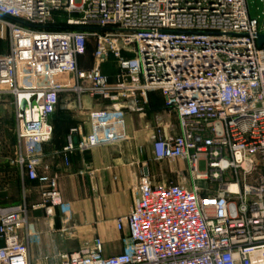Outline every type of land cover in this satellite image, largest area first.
Wrapping results in <instances>:
<instances>
[{"label": "built area", "instance_id": "built-area-1", "mask_svg": "<svg viewBox=\"0 0 264 264\" xmlns=\"http://www.w3.org/2000/svg\"><path fill=\"white\" fill-rule=\"evenodd\" d=\"M57 22L69 29H47ZM0 28L9 41L0 103L13 99L18 141L11 164L40 184L36 208L48 217L68 212L56 180L41 177V147L53 139L63 95L76 97L81 113L83 97L109 104L88 112L93 131L67 157L128 141L125 115L143 113L154 92L178 121L176 138L157 130L152 154L184 162L187 182L143 178L117 221L128 233L124 252L105 257L97 239L57 264H264V21L250 16L247 0H0ZM90 47L94 66L83 70ZM110 60L113 81L101 71ZM4 187L0 264H30L29 209L2 205Z\"/></svg>", "mask_w": 264, "mask_h": 264}, {"label": "crops", "instance_id": "crops-1", "mask_svg": "<svg viewBox=\"0 0 264 264\" xmlns=\"http://www.w3.org/2000/svg\"><path fill=\"white\" fill-rule=\"evenodd\" d=\"M4 42L8 44L7 54L8 35L0 28L1 50L4 49ZM93 53L91 47L86 57L80 59L81 69L93 68ZM101 71L112 81L119 73L114 60L104 64ZM7 101L14 108L15 132L13 99L7 98L5 103ZM5 103H0V109ZM81 103L85 110L83 113L77 109L76 97H61L52 119L53 142L45 145L41 151L47 167V170L41 172V177L56 180L61 200L68 207L66 215L59 207L54 209L52 218L47 216L45 209H37L43 202L40 184L24 181L20 172L16 168H9L7 159L0 155V185L5 186L2 205L26 204L31 228L36 233L29 242L30 264H57L58 255L93 246L97 239L102 242L105 257L122 254L128 233L126 228L118 230L117 221L132 211L134 195L141 180L152 179L148 163V154L152 155L153 146L148 144L152 121L158 119L157 130H162L163 138H176L180 135L176 115L165 108L163 96L154 92L149 94L148 105L144 107L143 113L127 112L124 121L128 141L96 148L85 154L74 152L67 157L66 149L76 146L81 137L93 131L88 112L103 111L109 105L88 96L83 97ZM74 130L77 133H73Z\"/></svg>", "mask_w": 264, "mask_h": 264}, {"label": "rangeland", "instance_id": "rangeland-1", "mask_svg": "<svg viewBox=\"0 0 264 264\" xmlns=\"http://www.w3.org/2000/svg\"><path fill=\"white\" fill-rule=\"evenodd\" d=\"M248 10L250 16L257 18L260 16L261 21H264V3L259 0H247ZM8 51V44L4 42V49H0V55H4ZM1 103H5L3 100ZM14 108L7 101L5 106L0 109V155L7 159V166L11 169L15 167L11 164V161L16 158L18 141L14 132ZM126 117V115H125ZM151 136L149 137L148 144L152 145L156 139V130L158 127V119L152 121ZM54 139V138H53ZM52 139V142H53ZM51 142V143H52ZM50 143V144H51ZM44 146L41 147L43 152ZM141 152V150H140ZM148 163L152 171V182L167 183L171 185H181L187 182L188 176L186 172V165L182 161L168 162V161H156L153 154H148ZM200 172H206L205 163L201 162Z\"/></svg>", "mask_w": 264, "mask_h": 264}, {"label": "trees", "instance_id": "trees-1", "mask_svg": "<svg viewBox=\"0 0 264 264\" xmlns=\"http://www.w3.org/2000/svg\"><path fill=\"white\" fill-rule=\"evenodd\" d=\"M48 30H51V31H61V30H68L69 28L63 24V23H60V22H57L55 25L53 26H50L47 28ZM91 48V47H90ZM89 48V49H90ZM88 49V51H89ZM52 142V141H51Z\"/></svg>", "mask_w": 264, "mask_h": 264}, {"label": "water", "instance_id": "water-1", "mask_svg": "<svg viewBox=\"0 0 264 264\" xmlns=\"http://www.w3.org/2000/svg\"><path fill=\"white\" fill-rule=\"evenodd\" d=\"M258 46L263 47L264 46V36L258 37Z\"/></svg>", "mask_w": 264, "mask_h": 264}]
</instances>
